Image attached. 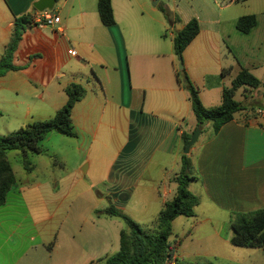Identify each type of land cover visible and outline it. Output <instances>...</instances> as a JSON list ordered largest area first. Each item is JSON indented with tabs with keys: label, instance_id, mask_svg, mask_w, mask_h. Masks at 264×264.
<instances>
[{
	"label": "crops",
	"instance_id": "1",
	"mask_svg": "<svg viewBox=\"0 0 264 264\" xmlns=\"http://www.w3.org/2000/svg\"><path fill=\"white\" fill-rule=\"evenodd\" d=\"M37 1L0 0L3 50L16 18L33 16L12 58L16 70L0 83L15 95H23L15 103L27 106L29 114L49 107L52 116L67 103L69 85L83 86L85 95L72 110L76 135L69 138L88 163L82 169L65 168L66 172L53 168L57 153L44 145L52 131L42 142L41 153H32L33 163L31 152L27 153L29 165L23 161L20 175L15 172L17 181L9 196L13 195V201L59 206L63 199L75 200L84 194L94 197V189L103 187L107 193L100 194V199L115 207L128 201V192L139 186L145 169L153 163L167 176L158 180L159 186L151 179V190L161 195L164 204L172 200L176 194L173 179L180 173L185 155L184 136L197 127L185 78L198 88L206 107L222 103L224 89L232 86L243 69L261 82L259 69L264 67V59L253 54L250 38L258 33L259 15L250 14L257 23L243 33L237 22L249 13L231 10L234 2L223 6L207 0V15L194 11L179 22L178 30L192 19L200 25L198 35L183 52L184 65L179 70L173 41L171 48L163 35L168 24L174 27L177 23L179 5L175 13L163 0H111L114 23L106 26L99 17L98 0H56L52 13L60 22L48 26L34 23ZM160 4L168 9V17ZM70 50L76 55L69 54ZM206 92L209 97L204 98ZM234 98L242 110L217 132L212 123L203 125L187 155L196 178L189 183V191L199 192L202 201L226 212L232 221L235 213L264 209V91L259 86H242ZM95 151L113 159L104 176L86 181L84 175L91 171ZM165 159L174 167L171 173ZM78 187L81 193L73 194ZM15 234L11 231L5 237L9 252ZM39 252L36 248L34 253Z\"/></svg>",
	"mask_w": 264,
	"mask_h": 264
},
{
	"label": "rangeland",
	"instance_id": "2",
	"mask_svg": "<svg viewBox=\"0 0 264 264\" xmlns=\"http://www.w3.org/2000/svg\"><path fill=\"white\" fill-rule=\"evenodd\" d=\"M163 1L172 12H178L175 26L168 24L163 34L164 40L172 48L173 37L180 30H178L180 20L186 19L194 11L202 16L207 15L208 5H206L207 0ZM216 1L223 6L232 4V2L221 4ZM234 4L231 10L259 15L258 33L250 38L255 50L253 54L264 59V0H245ZM176 5H179V9ZM210 12L212 11L209 10L208 13ZM207 34L213 39L216 38L210 32ZM4 53L5 50L0 47V59ZM211 54L213 58L217 56L215 49ZM181 65L184 64L179 58V70H182ZM259 74L262 77L259 89L264 91L263 66L259 69ZM1 85L0 83V135L11 134L35 121L53 117L54 112L49 107L44 110L34 109L29 114L27 106L23 103H15L16 99H24L23 95L17 96L5 85ZM207 95L206 92L204 98H207ZM64 136L54 131L48 135L44 143L45 147L57 153L52 161L53 168L60 172H66L65 168L82 169L88 163L85 156L75 150L71 138ZM7 156L14 172L20 175L23 161L27 158L17 150L9 151ZM33 156L30 153L32 163ZM112 159L113 157L108 153L100 157V152L95 151L92 154L91 171L84 175L85 180H95L104 176ZM97 161H101L100 165L96 164ZM165 161L171 173L170 169L174 167L170 159ZM163 173L160 172L159 167L150 163L139 186L128 192V201L115 206L149 233L155 231L160 212L164 207L161 195L151 190V179L159 186L158 180L167 176ZM80 187L73 194H77L78 191L81 193ZM190 191L200 198V204L195 209V216H179L174 220L170 241L176 246V251L169 260L170 264H264L262 248L238 247L231 243L232 220L226 212L217 209L212 203L208 205L206 201H202L199 192L193 189ZM106 193L103 187H96L93 191L94 197H91V194H84L75 200L63 199L59 206H43L36 203L33 205L30 204L32 201L28 202L27 199L13 201V195L9 196L8 203L0 207V264H45V258L49 262L47 264H90L117 253L120 249V233L122 230H129V227L122 218L105 213L111 204L110 201L100 199V194ZM47 196L50 200L48 193ZM11 231L16 233L11 237V243L15 245L9 252L7 250L9 246L4 240ZM36 248L40 251L39 254L34 253ZM72 253L73 257L69 256Z\"/></svg>",
	"mask_w": 264,
	"mask_h": 264
},
{
	"label": "trees",
	"instance_id": "3",
	"mask_svg": "<svg viewBox=\"0 0 264 264\" xmlns=\"http://www.w3.org/2000/svg\"><path fill=\"white\" fill-rule=\"evenodd\" d=\"M221 4L240 2L245 0H218ZM160 10L169 16L168 9L162 4ZM98 13L102 24L114 23V14L111 0H98ZM33 22V16L24 15L16 18L10 42L0 60V79L15 71L12 58L25 29ZM255 15L242 16L238 19L237 28L243 33H249L256 25ZM200 31L197 19H192L173 39L174 52L181 59L184 50L193 41ZM186 88L189 92V100L193 113L197 119V126L212 123L217 132L226 123L234 119L237 112L242 110V105L236 101L235 93L242 86L258 87L261 82L248 70L243 69L233 80L232 86L223 91L222 103L216 107H206L200 97V92L188 79ZM85 89L78 84H71L66 88L67 103L60 108L55 115L48 120L35 121L19 130L0 135V207L5 205L17 178L14 169L8 159L9 151H20L26 158L27 153H41V145L47 135L57 131L62 135L73 137L76 135L72 110L76 102L84 95ZM191 134L184 136L185 146L189 142ZM26 167L29 162L24 160ZM196 178L193 175V167L187 155L182 156L180 173L173 179L176 184V194L171 201L164 204L160 212L156 229L149 233L130 217L111 205L105 213L122 218L129 230L120 233V249L114 255L90 264H170L169 260L176 251L170 237L173 234V222L179 216H195V208L199 205V199L188 189L189 183ZM233 236L231 243L238 247L262 248L264 250V209L251 213H235L232 221ZM212 264V263H210Z\"/></svg>",
	"mask_w": 264,
	"mask_h": 264
},
{
	"label": "water",
	"instance_id": "4",
	"mask_svg": "<svg viewBox=\"0 0 264 264\" xmlns=\"http://www.w3.org/2000/svg\"><path fill=\"white\" fill-rule=\"evenodd\" d=\"M55 5H56V0H38L34 4V13H36V12H44L46 10H53ZM179 27H181V26L179 25ZM182 68H183V65H181V69ZM201 132H202V125L199 124L196 127L195 131L191 134V138H190L189 142L187 143V145H186V147L184 149V154L185 155H189L190 154V150H191L192 146L198 141Z\"/></svg>",
	"mask_w": 264,
	"mask_h": 264
},
{
	"label": "built area",
	"instance_id": "5",
	"mask_svg": "<svg viewBox=\"0 0 264 264\" xmlns=\"http://www.w3.org/2000/svg\"><path fill=\"white\" fill-rule=\"evenodd\" d=\"M34 23L39 25L54 26L60 22V18L52 13V10H46L44 12H38L34 16ZM69 54L76 55L73 50L69 51Z\"/></svg>",
	"mask_w": 264,
	"mask_h": 264
}]
</instances>
